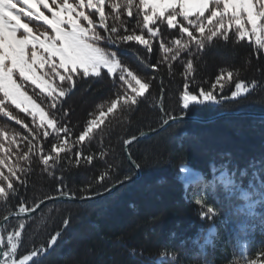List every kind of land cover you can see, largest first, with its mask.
I'll list each match as a JSON object with an SVG mask.
<instances>
[{
	"label": "snow or ice",
	"instance_id": "obj_1",
	"mask_svg": "<svg viewBox=\"0 0 264 264\" xmlns=\"http://www.w3.org/2000/svg\"><path fill=\"white\" fill-rule=\"evenodd\" d=\"M165 30H175L167 33L171 40L164 39ZM158 39L169 70L171 61L182 53L189 56L183 87L175 101L180 114L165 110L161 102L163 127L170 121H182L192 108L238 101L257 88L255 80L248 83L239 78V70L222 68L206 90L190 75L194 71L191 57L229 41H247L254 47L257 59L264 57V0H0V116L26 130L22 134L7 125L0 126V202L7 208L11 201L18 200L15 211L9 210L0 218V264H37L36 258L56 244L62 235L60 230L49 237L46 246L21 251L27 222L32 214L43 211L41 205L46 201L90 200L133 180V172L121 173L118 160L105 159L107 152L103 149L97 157L85 155L83 148L93 142L95 130L114 119L127 120L128 114L152 95L155 77L134 71L116 50L124 48L137 54L134 45L142 46L144 56L138 58L156 69L147 57ZM105 75L118 85L114 95L89 113L90 118L73 138L74 126L68 123L69 111L63 107V100L76 88L78 80ZM234 81L230 95H221ZM147 135L141 131L139 136L123 139L124 151L136 170L141 164L132 159L129 146ZM46 142L50 147L46 148ZM73 150L77 166L81 160L91 165L97 158L104 160L105 165L96 180L80 190V195L67 187L60 167L61 153L67 156ZM37 160L48 176H54L60 167L55 194L26 195L28 176ZM229 163H213L211 180L181 165L178 180L186 191L198 186L211 189L214 194L222 192L241 232L254 225L264 229V213L258 212L264 206V158H252L244 168L230 169ZM244 178H248L246 188ZM196 204L202 220L212 221L219 214L203 198L197 199ZM13 217L16 222L9 224ZM69 223L68 219L63 220L64 227ZM216 232L215 226L209 229L205 242L211 243ZM131 252L135 254L134 249ZM169 258L174 260L175 254L169 257L164 251L157 264H165ZM229 264H264V246L254 258L241 254Z\"/></svg>",
	"mask_w": 264,
	"mask_h": 264
},
{
	"label": "trees",
	"instance_id": "obj_2",
	"mask_svg": "<svg viewBox=\"0 0 264 264\" xmlns=\"http://www.w3.org/2000/svg\"><path fill=\"white\" fill-rule=\"evenodd\" d=\"M174 31L165 30L164 39L171 40L167 33ZM159 44V39L153 42V51L147 57L148 63L156 65V69L147 67L138 58L144 56L142 46L134 45L137 54L124 48L116 50L134 71L149 78L155 77L150 89L152 95L128 114L127 120L123 117L114 119L95 130V139L83 148L85 155L97 157L103 149L107 152L105 159L118 160L121 173L131 171L135 175L125 156L123 139L160 126L161 102L173 115L179 116L181 111L175 101L183 87V73L189 56L182 53L180 58L171 61L169 70V64L163 62ZM191 59L194 71L190 75L206 90L222 68L239 70V78L248 83L255 80L258 86L238 101L192 108L187 115L209 117L229 110L264 112V57L257 59L249 42H221ZM234 83L221 95H230ZM117 87L106 75L77 81L76 88L63 100V107L69 111L68 123L74 126L73 138L90 118L89 113L112 97ZM19 115L24 117L23 113ZM4 125L26 134L21 125L0 116V126ZM45 146L50 147V144L46 142ZM4 147H8L7 142ZM2 152L0 150V154ZM74 152L67 156L61 153L60 167L67 187L80 195V190L95 181L105 165L104 160L97 158L91 165L81 160L77 166ZM130 152L141 164L142 174L138 180L94 201H59L44 206L42 212L28 220L21 251L46 246L49 237L57 230L62 232L61 237L36 258L37 264H157L164 251L169 257L175 254V259L169 258L165 264H229L241 254L254 258L258 249L264 246V229L254 225L241 232L222 192L214 194L211 189L202 190L198 186L186 191L178 180L181 165H187L211 180L210 166L213 163L219 166L230 161V169L234 166L244 168L250 159L264 158V118L226 116L209 123H172L158 134L136 142ZM60 167L54 176H48L38 160L35 161L28 176L26 195L55 194ZM247 185L248 178H244L243 186L246 188ZM21 194H24L23 188ZM196 196L219 210L214 220L200 218L201 209L196 204ZM17 204L18 200L11 201L6 208L0 202V218L9 210L15 211ZM48 208L52 211H47ZM258 212L264 213V206ZM64 219L70 221L67 227L63 225ZM15 222L13 219L9 224ZM213 226L217 229L216 235L211 243H206V233ZM133 249L135 254L131 252Z\"/></svg>",
	"mask_w": 264,
	"mask_h": 264
},
{
	"label": "water",
	"instance_id": "obj_3",
	"mask_svg": "<svg viewBox=\"0 0 264 264\" xmlns=\"http://www.w3.org/2000/svg\"><path fill=\"white\" fill-rule=\"evenodd\" d=\"M226 116H252V117H262V118H264V112H259V111H244V110H229V111H224V112H220V113L211 115L209 117H200V116H195V115H186L185 118L182 121H195V122H200V123H209V122L215 121V120H217L219 118L226 117ZM182 121H178V122H182ZM172 123H176V122L170 121L168 125H165L163 127H161V125H160L157 128H155L154 131H152V130L144 131V132H147L148 135L146 137H141L139 139V141L140 140H143V139H146V138H149V137H151V136H153L155 134H158L159 132L163 131L165 128H167ZM137 136H139V134ZM135 143L136 142H134L132 145H134ZM132 145L129 146V151H130V147ZM125 156L127 158L126 153H125ZM132 159H134L133 156H132ZM127 161L130 164L128 158H127ZM130 166H131V164H130ZM133 170L135 172L134 178H133V180L131 182H128L126 184L132 183V182L138 180L141 177V174H142L141 168L139 170H136V169L133 168ZM126 184H124V185H126ZM123 186H119V187L113 189V191L111 193H103L102 195L96 196L94 199H90V200H81V199H78V198L77 199H57L55 201L48 200V201L45 202L44 205H41V209L44 206H46V205H48V204H50L52 202L68 201V202L84 203V202H88V201H94V200H97V199H100V198H103V197H106V196H109V195L113 194L114 192H116L117 190H119L120 188H122ZM39 211L40 210H38L37 213ZM35 214L36 213L32 214V216H34ZM13 219H16V218L13 217L12 219H10V221L13 220Z\"/></svg>",
	"mask_w": 264,
	"mask_h": 264
},
{
	"label": "rangeland",
	"instance_id": "obj_4",
	"mask_svg": "<svg viewBox=\"0 0 264 264\" xmlns=\"http://www.w3.org/2000/svg\"><path fill=\"white\" fill-rule=\"evenodd\" d=\"M194 170V169H193ZM194 171H196V170H194ZM198 172V171H197ZM196 199H198L199 197L198 196H196L195 197ZM212 228V227H211ZM211 228H209V229H211ZM209 231V230H208ZM208 231H207V233H206V236H207V234H208Z\"/></svg>",
	"mask_w": 264,
	"mask_h": 264
}]
</instances>
